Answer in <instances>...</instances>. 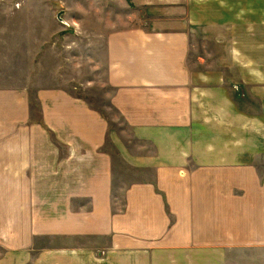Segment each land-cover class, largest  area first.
I'll use <instances>...</instances> for the list:
<instances>
[{"label": "crops", "instance_id": "0c3cea01", "mask_svg": "<svg viewBox=\"0 0 264 264\" xmlns=\"http://www.w3.org/2000/svg\"><path fill=\"white\" fill-rule=\"evenodd\" d=\"M123 1L143 22L107 33L105 84L140 176L118 204L107 120L46 90L43 121L64 143L47 199L42 127L27 94L0 92V264H264V0Z\"/></svg>", "mask_w": 264, "mask_h": 264}, {"label": "rangeland", "instance_id": "374dc122", "mask_svg": "<svg viewBox=\"0 0 264 264\" xmlns=\"http://www.w3.org/2000/svg\"><path fill=\"white\" fill-rule=\"evenodd\" d=\"M133 9L123 0H0V92L27 94L30 123L42 127L31 134L37 154L33 167L39 178L36 187L47 199L49 193L55 195V171L60 170L55 152L64 143L43 121L38 93L46 90L63 89L84 99L107 120L110 135L104 149L112 156L118 204L123 200L122 189L140 176L121 155L119 145L134 151L138 144L129 136L130 126L113 110L108 97L111 89L105 84L106 35L141 25V18L131 17ZM5 142L0 139V144ZM144 145V150L152 152L150 144ZM59 151L66 153V149ZM96 253L106 254L100 248Z\"/></svg>", "mask_w": 264, "mask_h": 264}, {"label": "water", "instance_id": "95a60500", "mask_svg": "<svg viewBox=\"0 0 264 264\" xmlns=\"http://www.w3.org/2000/svg\"><path fill=\"white\" fill-rule=\"evenodd\" d=\"M58 17L60 18V15H58Z\"/></svg>", "mask_w": 264, "mask_h": 264}]
</instances>
